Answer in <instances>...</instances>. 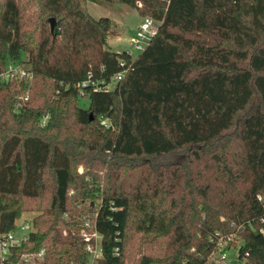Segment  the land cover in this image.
<instances>
[{
    "label": "trees",
    "instance_id": "obj_1",
    "mask_svg": "<svg viewBox=\"0 0 264 264\" xmlns=\"http://www.w3.org/2000/svg\"><path fill=\"white\" fill-rule=\"evenodd\" d=\"M88 1L2 4L0 75L32 76L0 79V230L36 210L5 264H87L86 222L100 264H215L228 236L264 264V0H92L159 22L136 56Z\"/></svg>",
    "mask_w": 264,
    "mask_h": 264
},
{
    "label": "built area",
    "instance_id": "obj_2",
    "mask_svg": "<svg viewBox=\"0 0 264 264\" xmlns=\"http://www.w3.org/2000/svg\"><path fill=\"white\" fill-rule=\"evenodd\" d=\"M158 23L159 22L151 16L143 17L142 22L137 28L136 34L131 39L132 48L128 50V52L132 53L134 49L142 51L150 42L152 36L156 33L157 30L155 29L157 28ZM126 73V68L117 72L113 76L114 82L123 79ZM26 75L32 76V73L27 71L20 64L9 63L6 69L1 73L0 79L10 80ZM46 118L47 116L45 119ZM17 228L18 226L16 229L10 231L0 230V262L2 264L11 260L14 249L21 246L23 241L28 239L33 230L32 223H24L20 225V229L23 232L21 235L17 234ZM80 234L85 243L86 263L100 264L104 252L102 234L92 225L91 222H86L85 226L81 229ZM232 237L233 236H228L226 239L220 238L218 241L217 248L212 252L210 257L215 264H247L245 260L237 261L235 256L232 258L228 253L227 250H229V247H227V245ZM60 247L67 250L70 255L74 256V250L69 243L61 244ZM45 254L46 251L44 248L39 251L27 253L23 256L24 262L26 264H39L44 260Z\"/></svg>",
    "mask_w": 264,
    "mask_h": 264
},
{
    "label": "rangeland",
    "instance_id": "obj_3",
    "mask_svg": "<svg viewBox=\"0 0 264 264\" xmlns=\"http://www.w3.org/2000/svg\"><path fill=\"white\" fill-rule=\"evenodd\" d=\"M4 0H0V11ZM88 10L95 18L109 17L114 22L115 32L110 33L108 37L107 48L113 51L122 52L130 50L132 48L131 39L136 34L137 28L143 20V17L136 8L130 7L122 3H116L114 5H104L95 1H88ZM159 24V23H158ZM157 30V28L155 29ZM140 50L134 49L132 54L136 56ZM83 106H87L89 101L83 99L81 101ZM84 167L80 166L79 171H83ZM49 196L46 195L43 199L48 200ZM40 201V200H39ZM39 201L32 203L33 207H38ZM36 204V206H35ZM36 214V210L27 211L24 215L25 218L18 222L17 234L21 235L23 232L20 229V225L24 223H32V219ZM235 242V240H234ZM236 245L241 243V239L236 240ZM236 246V247H237ZM236 247L229 248L228 253L233 258L236 254Z\"/></svg>",
    "mask_w": 264,
    "mask_h": 264
},
{
    "label": "water",
    "instance_id": "obj_4",
    "mask_svg": "<svg viewBox=\"0 0 264 264\" xmlns=\"http://www.w3.org/2000/svg\"><path fill=\"white\" fill-rule=\"evenodd\" d=\"M49 21H50L51 33L54 34L57 27V19L55 17H50Z\"/></svg>",
    "mask_w": 264,
    "mask_h": 264
}]
</instances>
